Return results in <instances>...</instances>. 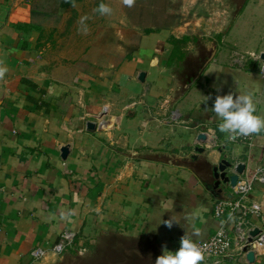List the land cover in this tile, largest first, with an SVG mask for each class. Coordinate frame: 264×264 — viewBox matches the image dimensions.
<instances>
[{
	"label": "crops",
	"instance_id": "1",
	"mask_svg": "<svg viewBox=\"0 0 264 264\" xmlns=\"http://www.w3.org/2000/svg\"><path fill=\"white\" fill-rule=\"evenodd\" d=\"M137 1L127 7L123 0H0V67L7 69L0 77V264H96L102 252L126 247L112 244L116 238L174 252L184 234L202 241L220 227L213 204L234 197L224 185L211 186V168L223 155L246 163L248 172L264 164V131L249 147L227 142L208 99L264 94L259 61L239 65L231 51L237 43L227 38L232 30L264 28V0H246L230 20L232 0L210 8L206 0L222 19L207 27L231 24L215 41L196 40L203 51L194 52L191 68L185 50L193 38L176 35L171 24H145L142 12L156 6ZM100 3L111 13H97ZM162 12L164 20L172 11ZM82 17L87 29L102 31H81ZM172 36L190 37L182 59L171 60ZM177 66L188 78H178ZM173 110L181 113L176 123L167 120ZM254 114L264 117V101ZM198 145L207 150L192 159ZM64 230L77 232L73 247L32 258L33 248L50 249ZM227 264H264V255Z\"/></svg>",
	"mask_w": 264,
	"mask_h": 264
},
{
	"label": "built area",
	"instance_id": "2",
	"mask_svg": "<svg viewBox=\"0 0 264 264\" xmlns=\"http://www.w3.org/2000/svg\"><path fill=\"white\" fill-rule=\"evenodd\" d=\"M241 60L246 59L241 56ZM260 61V72L264 75V61ZM236 62L243 66L241 61L236 60ZM180 118L181 113L173 110L169 113L167 120L176 123ZM254 137L255 134L238 137L236 140L227 138V142H239L249 147L253 144ZM256 186H264V164H258L249 172L245 169L244 173L239 175L236 185L232 188L234 197L226 200L218 199L214 202L213 216L221 220V225L207 239L194 241L204 256L200 264L248 262L246 255L250 251L254 253L255 258L264 255V191L260 199L256 201L250 199ZM252 217L254 219H251ZM255 228H258L259 232L251 236L250 231ZM76 238V231L64 230L61 232L58 242L50 249L35 247L30 251V255L34 260L42 259L48 252L61 255L67 248L73 247ZM179 246L180 241L175 251ZM81 251L85 252L86 250L82 248Z\"/></svg>",
	"mask_w": 264,
	"mask_h": 264
},
{
	"label": "rangeland",
	"instance_id": "3",
	"mask_svg": "<svg viewBox=\"0 0 264 264\" xmlns=\"http://www.w3.org/2000/svg\"><path fill=\"white\" fill-rule=\"evenodd\" d=\"M206 0H138L137 2L149 6L152 4L156 7L153 8V11L151 9H147L142 12L144 15L145 24L147 25H153L155 26V30L162 26L164 23L171 24V31H174L176 35H184L188 34L193 39L191 40L190 44H188L186 48V67L190 64V68L194 65L195 66V60H192V56L196 50H201L200 47L197 46V39L204 43H210L211 41H215V38L217 39L218 35L216 34L217 31H223L221 34H227L228 30L227 28H230L229 25L226 26H218V27H207V24H216L219 23L220 17H217V11L212 9L209 12L210 7H214L216 3L215 0H208V7H206ZM212 4V6H211ZM245 4V3H244ZM234 5V12L229 11L226 13V17L230 20L234 16H237V11H235ZM244 6V5H243ZM242 6V7H243ZM168 7L171 12V14L168 15V18L162 19L165 15V12H162L163 8ZM241 7V8H242ZM241 12H239L240 14ZM242 17V15H241ZM240 17V18H241ZM210 19L212 23L210 22ZM224 21V20H223ZM165 25V24H164ZM222 25L224 23L222 22ZM82 31V30H81ZM99 31H102L101 28L95 27L93 25L91 28H88V32H90L92 35H95V33H99ZM233 31V30H232ZM227 36L229 40H234L237 44L235 49H231V51H235V60L241 61V63L244 65L246 61H250V58H255V60L260 61V53L264 51V28L260 27H252L251 29H248L246 31H240L234 33L232 32ZM249 32V36L247 33ZM107 33V32H106ZM107 35V34H106ZM110 35L115 38L118 35V28H111ZM135 35V34H134ZM231 35L233 38H231ZM250 35H257L259 36V42L255 45L252 43V39ZM129 39L132 40L134 36L132 34H128ZM133 37V38H131ZM249 39L250 44L244 45V40ZM225 43V42H224ZM248 44V43H247ZM200 46V45H199ZM251 46V47H250ZM248 47L252 48V52L250 53L248 51ZM227 49V48H226ZM203 51V50H201ZM238 51V52H236ZM240 52V53H239ZM252 54V57H251ZM241 56L245 57L246 60L242 61ZM248 64H251L250 62ZM238 67V64H236ZM183 66H177V76L178 78L181 77L182 80L188 78L189 73L187 72V69ZM259 68V67H258ZM186 70V71H185ZM192 72V71H191ZM190 72V73H191ZM260 75L264 76L261 72ZM263 83V82H262ZM254 103L255 108L259 107V105L264 101V94L261 92H255L254 93ZM259 187L264 188V186H256L255 190ZM112 244H116L117 248H121L119 245L126 246L125 248L122 247L121 250L116 251H107L102 252L100 257V262L96 264H143V262H146V264H151V262H154L156 259V251L154 248H152V242L148 241H141V240H133V239H113ZM151 253V254H150ZM154 255V260L151 261L150 255ZM148 257V258H147ZM140 259L142 262L140 263ZM139 260V261H138ZM79 260L76 259L75 262L71 264H79ZM150 262V263H149Z\"/></svg>",
	"mask_w": 264,
	"mask_h": 264
},
{
	"label": "clouds",
	"instance_id": "4",
	"mask_svg": "<svg viewBox=\"0 0 264 264\" xmlns=\"http://www.w3.org/2000/svg\"><path fill=\"white\" fill-rule=\"evenodd\" d=\"M127 7H132L134 0H123ZM100 15L110 14L112 9L105 3H100L95 9ZM87 17H82L79 21L84 33L88 29L85 24ZM6 68L0 67V77H3ZM212 100L211 112L215 114V118L219 121L218 129L221 133L227 135L229 140H236L238 137L258 134L264 131V117L255 115V103L250 93L234 95L226 93L208 97ZM168 228L172 227L173 221L167 220L163 222ZM193 236L199 235V230L195 229ZM204 256L202 250L192 236L184 234L180 238V246L176 251H170L166 247L163 249L162 255L158 256L155 264H200Z\"/></svg>",
	"mask_w": 264,
	"mask_h": 264
},
{
	"label": "water",
	"instance_id": "5",
	"mask_svg": "<svg viewBox=\"0 0 264 264\" xmlns=\"http://www.w3.org/2000/svg\"><path fill=\"white\" fill-rule=\"evenodd\" d=\"M233 4L236 5V10H240L241 7L244 5V3L246 2V0H232ZM235 10V11H236ZM260 60L264 61V51H262L260 53ZM145 72H140L139 76H138V80L139 81H144L145 79ZM196 79V77H194V80ZM106 111V109H103V113ZM102 113V114H103ZM97 124L95 122H88L87 123V129L89 130H95ZM206 138V134L205 133H200L198 136V140L200 141H204ZM69 147L67 145H64L61 147V156L62 158H67L68 152H69ZM195 153L192 154V159H196L198 158L199 154L204 153L207 148L205 146H196L195 147ZM246 169V163L239 161V162H234L233 158L228 156V155H223L221 159H219L211 168L210 171V180L212 182V187L213 189H219V191H221V187L222 185H224V187H228L230 189H232L238 179H239V175H242L244 173ZM231 196L228 197H223L222 199H230ZM259 232L258 228H255L253 230L250 231V235H256ZM249 240H251L249 238ZM152 248L155 249L157 255L156 258L158 256L161 255L160 253V248L158 246H155L152 244ZM245 250V249H244ZM151 254V253H150ZM148 258V257H147ZM155 256L152 254L150 255V259L151 261L154 260ZM246 259L249 263H253L256 258L253 252H248V254L246 255ZM156 260V259H155ZM139 261V260H138ZM142 262V260L140 259V263ZM150 263V262H149ZM132 264V263H130ZM143 264H146V262H143ZM151 264H155L154 262H151Z\"/></svg>",
	"mask_w": 264,
	"mask_h": 264
},
{
	"label": "trees",
	"instance_id": "6",
	"mask_svg": "<svg viewBox=\"0 0 264 264\" xmlns=\"http://www.w3.org/2000/svg\"><path fill=\"white\" fill-rule=\"evenodd\" d=\"M147 31H150V29H147ZM190 40L189 36H183L181 38H175L172 36L169 39V42L173 45V51L171 54V60L174 58L182 59L184 52L182 51V47L185 43H187Z\"/></svg>",
	"mask_w": 264,
	"mask_h": 264
}]
</instances>
